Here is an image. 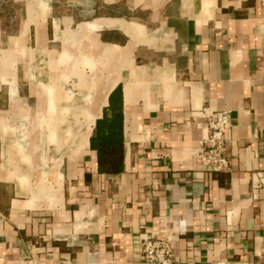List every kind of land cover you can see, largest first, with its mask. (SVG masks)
I'll return each mask as SVG.
<instances>
[{
    "label": "crops",
    "instance_id": "crops-1",
    "mask_svg": "<svg viewBox=\"0 0 264 264\" xmlns=\"http://www.w3.org/2000/svg\"><path fill=\"white\" fill-rule=\"evenodd\" d=\"M121 90L124 169L91 136ZM228 111L226 171L200 150ZM264 264V0H0V264Z\"/></svg>",
    "mask_w": 264,
    "mask_h": 264
},
{
    "label": "built area",
    "instance_id": "built-area-1",
    "mask_svg": "<svg viewBox=\"0 0 264 264\" xmlns=\"http://www.w3.org/2000/svg\"><path fill=\"white\" fill-rule=\"evenodd\" d=\"M208 130L207 138L202 143L200 156L202 161L214 171H226L229 168L227 147L229 139L226 136L231 128V118L228 111L202 110ZM141 264H179L175 260L173 247L167 240L145 236L141 243Z\"/></svg>",
    "mask_w": 264,
    "mask_h": 264
},
{
    "label": "trees",
    "instance_id": "trees-1",
    "mask_svg": "<svg viewBox=\"0 0 264 264\" xmlns=\"http://www.w3.org/2000/svg\"><path fill=\"white\" fill-rule=\"evenodd\" d=\"M111 95L110 106L104 110L98 119L91 136V147L97 152L98 168L101 174H120L124 169V139H123V104L121 90Z\"/></svg>",
    "mask_w": 264,
    "mask_h": 264
}]
</instances>
